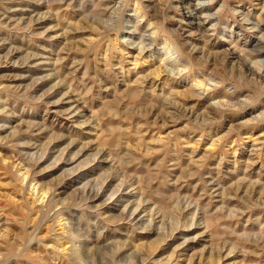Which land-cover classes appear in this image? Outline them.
Masks as SVG:
<instances>
[{"label": "rangeland", "instance_id": "374dc122", "mask_svg": "<svg viewBox=\"0 0 264 264\" xmlns=\"http://www.w3.org/2000/svg\"><path fill=\"white\" fill-rule=\"evenodd\" d=\"M80 263L264 264V0H0V264Z\"/></svg>", "mask_w": 264, "mask_h": 264}, {"label": "bare ground", "instance_id": "6f19581e", "mask_svg": "<svg viewBox=\"0 0 264 264\" xmlns=\"http://www.w3.org/2000/svg\"><path fill=\"white\" fill-rule=\"evenodd\" d=\"M41 16V15H40ZM39 16V18L37 19V21H40V20H42V16L40 17ZM170 46V45H169ZM159 69V68H158ZM198 82H200V81H198ZM144 83V82H143ZM199 85L201 84V82L200 83H198ZM202 85V84H201ZM133 98L135 99L136 97H135V95L133 96ZM137 98H138V96H137ZM71 99V98H70ZM78 104V103H77ZM75 105V106H73V105H71L69 108H67L68 110H69V112L71 111V112H77V111H83V106H81V105ZM78 113V112H77ZM184 114V113H183ZM76 116V115H75ZM47 127V126H46ZM40 132V131H39ZM52 139V138H51ZM54 139V138H53ZM52 139V140H53ZM54 141H58V140H54ZM59 142V141H58ZM53 143V142H52ZM55 143V142H54ZM56 145V144H55ZM73 145V144H72ZM68 147H66L67 149L65 150L64 149V151L63 152H61V154H60V156L58 157V161L61 163V165H64V166H66L65 168H68L67 167V164H70V163H72V162H76V161H78L79 160V158H80V156H82V155H84L85 154V152L89 149V147L88 146H85L84 148H82L80 151H78V152H73V151H71V148H70V144H68L67 145ZM52 153V152H51ZM49 155H50V152H49V154L47 155V152H45L44 153V155H43V157H45V159L46 158H48L49 159ZM52 155V154H51ZM42 157V158H43ZM88 162H89V160H88ZM59 163V164H60ZM84 163V162H83ZM71 165V164H70ZM85 164H80V166L79 167H83ZM59 166V165H58ZM78 168V167H77ZM76 167H71V168H69L68 170L70 171V174H73L75 171H76V169H77ZM81 169V168H80ZM79 177V176H78ZM74 179V178H73ZM75 180V179H74ZM37 181H38V179H37ZM105 189L106 188H104L103 189V187L101 186V188L95 193V194H93V197L92 198H96V197H98L99 195H101L102 193H104L105 192ZM100 192H101V194H100ZM45 193H48V191L47 192H45ZM122 198V197H121ZM143 201V200H142ZM141 202V201H140ZM50 204H52V202H51V200H50V203H49V206H50ZM128 205V204H127ZM127 205H126V208L128 209V211L130 212L131 211V215H134L136 212H137V210L139 209V207L141 206V203L140 204H135L134 206L132 205V206H128L127 207ZM126 208H125V210H123L124 212H126ZM11 209V208H10ZM128 211H127V213H128ZM130 214V213H129ZM150 226V225H149ZM25 240V239H24ZM78 252V248H76L75 249V253H77ZM86 256V255H85ZM80 259H81V257H80V255L78 256ZM76 260V259H75ZM78 260V259H77ZM12 261V260H11ZM79 262V261H78ZM80 262H81V260H80ZM82 262H83V260H82ZM81 264V263H80Z\"/></svg>", "mask_w": 264, "mask_h": 264}]
</instances>
